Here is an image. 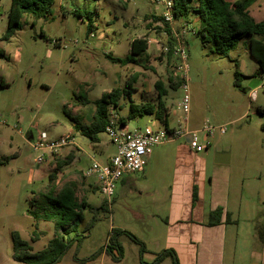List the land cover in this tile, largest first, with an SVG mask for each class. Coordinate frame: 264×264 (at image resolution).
I'll return each mask as SVG.
<instances>
[{"label":"rangeland","instance_id":"rangeland-1","mask_svg":"<svg viewBox=\"0 0 264 264\" xmlns=\"http://www.w3.org/2000/svg\"><path fill=\"white\" fill-rule=\"evenodd\" d=\"M10 5L11 0H0V48L5 51V55L0 56V264H26L13 257L15 232L28 241L34 251L48 244L54 236V224L52 221H36L32 211L46 201L43 193H48L52 187L59 191L69 182L76 184L79 199H86L97 208L83 210L84 219L79 231L87 229L94 217L95 222L86 231L87 237L79 249L75 250L77 254L89 257L104 247L117 225H125L137 236L147 233V230L134 225L122 202L117 200L115 193L121 183H116L115 193L109 202L96 184L99 183L98 178L85 174L94 161L106 163L116 152V146L106 132L100 134V141H91L74 129L70 116H81L85 123H90L95 101L102 93L114 87H124L128 82L134 88L135 102L147 100L157 103L159 96L155 82L158 80L168 90L164 100L175 112L172 116L184 115L179 107L184 94L179 87L184 73L180 75L174 69L175 55L166 52L167 47L172 46L173 50L178 41L175 33L184 40L187 53L191 97L189 117L192 120L207 119L206 122L216 126L223 122L227 126V133L217 131L214 137L204 142L206 148L199 154L206 156L207 171L211 174L215 168L216 149L230 151L233 145L232 164L220 167H232L234 175L239 172L242 162L238 157L244 153L245 128L250 121L252 127L258 124V117L262 116L259 108L264 105V85L257 89L254 100L251 90L244 93L235 85L236 71L251 76L261 75L257 62L245 47L247 38L239 43L230 57H225L210 53L208 45L203 44L192 30H184L186 21L175 20L168 28L163 19H157L163 10L158 0H56L49 18L36 19L33 24L34 18L25 15L23 28L10 39H5ZM76 8L94 12L93 31L88 30L87 17L80 18L73 13ZM194 18L191 17L190 21ZM136 37L150 41L148 52L125 65L113 62L110 56L124 58L130 54L131 42ZM237 59L240 62L238 66ZM241 83L243 86L248 84L244 79ZM86 98L94 110L91 114L73 110V105ZM121 104L118 111L112 109L115 120L128 113L124 110L128 106L127 101L122 99ZM238 111L246 112V117L231 125L227 121ZM148 119L147 116L138 119L141 128L146 127ZM149 125L158 129V125ZM136 127L137 120H130L124 128ZM31 132L33 140L43 132L47 140L71 135L76 144L62 148L69 150L74 146L80 160L76 162L74 155L60 157L62 148H58L54 152L47 149L44 153L46 160L39 162L38 156L43 151L36 150L33 140L27 139ZM253 137L264 140L263 134L254 133ZM184 141L179 139L177 143L172 141L152 148L156 161L150 164V170L160 177L155 181L162 179L166 186L171 182L176 169L177 144ZM58 161L60 171L54 180H50L49 173L57 168ZM142 198L145 202L150 199L148 195ZM253 198L262 204L258 194ZM104 201L108 203V210L100 209ZM126 201L129 202L127 206H131V198ZM34 230H43L44 233L33 242ZM119 239L125 252L122 264H141L139 245L126 234L120 235ZM69 251L66 260L73 249ZM151 260L149 254L143 256V261ZM166 262L172 264L170 259Z\"/></svg>","mask_w":264,"mask_h":264},{"label":"crops","instance_id":"crops-1","mask_svg":"<svg viewBox=\"0 0 264 264\" xmlns=\"http://www.w3.org/2000/svg\"><path fill=\"white\" fill-rule=\"evenodd\" d=\"M249 11L257 21L264 20V0H256L250 6ZM190 23L196 28L199 24L197 18H194ZM247 43L245 47H247L250 54ZM237 61L239 65L240 62L238 59ZM258 72L261 75L251 76L245 73L244 80L248 83L256 76L261 77L260 85L254 89L264 85V72H260L259 67ZM2 82L4 83V81ZM247 85H244L246 87L245 91L241 90L244 93L253 90L247 88ZM132 97L134 99L133 94ZM145 102L150 101L146 100ZM168 107L170 108L169 127H176L183 115L172 116L175 112L171 110L169 105ZM92 109L89 102L86 104L80 102L73 105V110H83L84 113L91 114L94 111ZM259 109L263 116L264 105H261ZM124 110L128 112V106ZM146 116L149 118L146 126L151 127L149 124H155L158 125V129L165 127L154 115ZM262 116L258 117L257 125L252 127V121H250L245 128L244 153L242 157H238L239 161L242 162V167L239 168L236 175H234L232 167H220L232 164L233 145L230 147L231 152L216 149L214 159L216 153H221L224 156L228 155L230 161L228 163L214 161V172L209 174L206 156L200 155V152H195L189 147L187 136L183 138L184 143L177 144L176 169L168 186L165 185L162 179L159 182L155 181L159 175L155 174L154 170H150V164L156 161V157L152 153L148 157L144 170L139 171L142 173L141 175L135 174V172L127 173L118 181L121 183V187L115 193L117 194V200L122 202V206L134 221V225L147 230V233L138 235L146 246L142 257L139 246L141 264L152 263L158 253L167 248L175 250L180 264H264V235H262L264 232V140H261L262 137L260 139L253 137L254 133L264 135V119ZM245 117L246 112L238 111L227 122L234 125ZM138 119L134 120H137V127H140ZM206 120L201 118L192 120L189 117V127L199 128ZM221 124L223 122L219 123V125ZM27 137L32 138L34 136L31 132ZM203 138L205 139V136ZM176 141L173 142L177 143ZM73 147L69 150L62 148L59 156L63 158L67 155H74L76 162H78L80 158L75 152L76 148ZM208 154L207 149L206 155ZM59 163L60 161H58ZM62 163L68 164L69 162ZM60 167L57 166V173L60 171ZM30 174V178H32L33 170ZM162 183L163 185H161ZM255 194H258L262 204L255 201L253 198ZM143 195H148L150 199L145 202L142 198ZM129 197L132 202L131 206H127L129 202L126 200ZM217 208H222L220 221L210 224L209 214ZM228 212L230 213L229 216ZM117 226L118 229L130 231L127 227H124L125 225ZM71 248L73 249L72 255H69L66 260V255L70 252L69 249L56 264H107L113 262L122 264L125 260L123 250V256L118 261L114 260L106 251H102L93 259L83 261L82 259L88 256L77 254L75 251L78 250L76 245ZM146 254H149L152 260L143 263V256ZM168 259L173 264L170 256L159 264H166Z\"/></svg>","mask_w":264,"mask_h":264},{"label":"trees","instance_id":"trees-1","mask_svg":"<svg viewBox=\"0 0 264 264\" xmlns=\"http://www.w3.org/2000/svg\"><path fill=\"white\" fill-rule=\"evenodd\" d=\"M255 1L173 0L172 10L175 20H183L190 23L191 17L198 19L199 24L194 33L203 44L208 45L210 53L230 57L231 52L237 49L239 43L247 38L250 54L257 62L259 71L264 72V20L257 21L249 11L250 6ZM55 2L56 0H11L8 11V26L4 38L10 39L17 30L23 28V17L25 15H30L34 18L33 24H35L36 19L49 18L53 14ZM73 13L80 18L87 17L88 30L93 31L95 27L93 22L94 12L76 8ZM157 19H163V17L160 16ZM165 24L169 28V23L165 22ZM168 30L170 31V29ZM148 47L149 43L146 38L136 37L131 42L130 54L124 58L113 56H110V58L113 62L125 65L136 61V57L145 55ZM168 54H172V46ZM4 55L5 51L0 48V56ZM236 64L238 66L237 60ZM235 77V85L245 91L246 87L243 86L241 80L246 75L236 71ZM169 79L172 81L171 77ZM155 88L159 96L157 103L135 102L132 97L134 88L130 82L124 87H114L110 91L103 92L101 97L95 101V111L90 123H85L84 118L81 116H70L74 129L93 142L100 141V134L106 132V128L111 122L112 109L118 111L122 107V99L128 103V114L116 120L121 126L125 127L130 120L146 115H154L163 126L169 127L170 108L164 100L168 90L161 80L155 82ZM88 102L89 99L87 98L81 101L84 104ZM58 166H61V164H58ZM57 170L58 168L49 173L50 180L55 179ZM42 195L46 201L32 211V216L36 221H52L54 224V236L43 249L34 251L33 246L21 238L18 232H15L13 257L26 264H56L73 245H76L78 249L87 237L86 231L95 222L94 217L88 223L87 229L82 232L79 231L80 224L84 219L83 210L87 208L97 210V208L91 206L86 199L78 198L74 182L65 183L58 192L52 187L48 193H43ZM32 203L35 205V202L32 201ZM100 209L108 210V203L104 201ZM221 212L222 208L212 210L209 214V223H218ZM229 215L230 213L228 212ZM43 233V230H34L31 241H37ZM122 234L128 235L140 246L142 257L146 247L145 242L128 230L113 228L112 233L109 234L107 244L82 260L93 259L102 251H106L114 260H120L124 250L123 245L119 241V236ZM262 235H264V232ZM168 256L172 258L173 264H180L177 254L172 248L162 250L152 263L147 264H159ZM142 262L145 263L143 260Z\"/></svg>","mask_w":264,"mask_h":264},{"label":"built area","instance_id":"built-area-1","mask_svg":"<svg viewBox=\"0 0 264 264\" xmlns=\"http://www.w3.org/2000/svg\"><path fill=\"white\" fill-rule=\"evenodd\" d=\"M163 5L161 16L164 22L172 25L175 22L173 15V0H158ZM184 30H192L195 32L196 27L191 23L184 22ZM177 43L174 45L172 53L175 55L174 69L181 74L180 87L184 94L179 102V107L183 110L184 115L179 120L176 127L152 128L146 126L144 129L136 127L134 129H126L118 124L112 115L111 122L106 128V133L110 140L116 146V152L110 156L106 163L94 161L85 173L87 176L95 175L98 178V184L101 193L109 202L115 193L116 183L127 173L143 171L148 157L155 145L176 141L189 137V147L195 152H201L206 148L205 141L208 138L214 137L216 132L225 134L227 131L226 124L213 125L209 122H204L199 128L189 127V113L191 110V97L189 78L187 76L188 65L186 63L187 53L184 48L183 40L175 33ZM150 42V41H148ZM170 48H166L168 52ZM257 95V89L251 91V98L254 100ZM1 121V120H0ZM205 136V139L203 138ZM32 144L36 150L43 151L38 156V161L46 160L44 153L54 152L58 148L68 145H75V138L71 135H62L55 140H47L46 134L43 132L37 140H33Z\"/></svg>","mask_w":264,"mask_h":264},{"label":"water","instance_id":"water-1","mask_svg":"<svg viewBox=\"0 0 264 264\" xmlns=\"http://www.w3.org/2000/svg\"><path fill=\"white\" fill-rule=\"evenodd\" d=\"M261 81H262L261 77L260 76H256V77L252 78L249 81V83L247 85V88L254 89V88H256V87H258L260 85ZM27 138H28V140L31 141V140H33L34 137H32V138L27 137ZM187 140L189 141L190 138L187 137ZM229 161L230 160H229V156L228 155L224 156L221 153H216L215 162H217V163H228Z\"/></svg>","mask_w":264,"mask_h":264}]
</instances>
